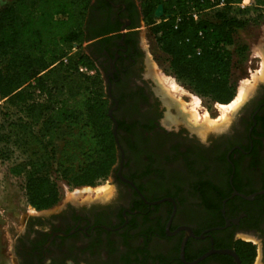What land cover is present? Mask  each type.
<instances>
[{
  "label": "flooded vegetation",
  "instance_id": "1",
  "mask_svg": "<svg viewBox=\"0 0 264 264\" xmlns=\"http://www.w3.org/2000/svg\"><path fill=\"white\" fill-rule=\"evenodd\" d=\"M90 4L87 35L100 36L84 51L116 123L110 193L33 208L11 232L15 264H242L241 243L264 264V72L229 126L201 140L155 80L140 0Z\"/></svg>",
  "mask_w": 264,
  "mask_h": 264
},
{
  "label": "trees",
  "instance_id": "2",
  "mask_svg": "<svg viewBox=\"0 0 264 264\" xmlns=\"http://www.w3.org/2000/svg\"><path fill=\"white\" fill-rule=\"evenodd\" d=\"M256 2L264 7V0ZM90 3L11 0L0 9V100L21 115L7 123L0 159L9 160L13 148L25 150V158L10 168V174L24 179L26 201L35 210L50 209L60 201L52 174L74 188L94 187L109 176L116 161L106 95L98 91L84 104L86 126L95 140L91 155L79 164L55 163L60 132L83 116L67 107L68 100L88 90L84 84L89 78L79 68L95 70L84 51L88 40L100 36L87 35ZM240 3L140 0L143 21L168 58L170 73L196 96L221 105L235 97L230 47L235 32L244 26L237 18ZM158 7L162 16L157 23L153 14ZM239 250L242 264H253L254 248L241 243Z\"/></svg>",
  "mask_w": 264,
  "mask_h": 264
},
{
  "label": "rangeland",
  "instance_id": "3",
  "mask_svg": "<svg viewBox=\"0 0 264 264\" xmlns=\"http://www.w3.org/2000/svg\"><path fill=\"white\" fill-rule=\"evenodd\" d=\"M10 1L11 0H0V9ZM245 1L248 2L249 0ZM236 10L238 11L237 18L244 21V26L235 32L233 45L230 47L233 54L230 81L234 88V95L241 81H251L253 76L258 77V75H260L262 59L258 57L257 52L261 53L260 40L264 38V7L258 5L256 1H253L249 2L244 8L237 7ZM156 12L157 9L153 14V18L154 21L158 23L161 16ZM142 28L140 37L142 41L145 40L146 45L149 46L147 51L151 55L150 61L153 67L156 66L163 74L174 78L169 70L168 58L158 49L149 27L145 24ZM79 73L89 78L84 84L85 87H88V90L81 92L78 97L68 100L67 107L77 110L82 113L83 116H81L75 123L64 127L60 132L57 139V143L60 147L56 153L55 163L56 161H63L79 164L91 155L92 149L95 146V140L92 138L90 128L86 126V111L84 104L88 98H94L96 95L95 93L98 91L105 94V86L100 76L96 78L94 70L86 69L83 72L79 71ZM93 79H95V81ZM176 82L188 93L196 95L181 82H178L177 80ZM254 84L255 82H252L253 87ZM198 97L202 101L201 107L198 109L199 114L202 116L203 113H207L211 119L218 120L219 112L216 108L217 103L212 102L207 98ZM182 101L184 103L190 102V100L185 97H182ZM233 115L229 118L227 123L224 124L219 121L220 123L218 126L210 128H206L199 124L194 125L190 122L188 117L184 116L192 125L197 127V136L199 139L203 140L206 139L209 133L216 136L217 133L228 127ZM20 117L21 115H19L16 110L7 109L4 101L0 100V139L1 136L6 135L9 130L7 127L8 121H17ZM3 144L4 143L0 141V149ZM30 148L32 150V147ZM24 151L23 148H13L12 153L9 154V160L0 159V264H15L12 251L11 232L15 231L17 227L22 226L29 214L33 213V208L30 207L26 201L24 179L10 174V168L15 163L25 158L26 154ZM53 169H55V167H53ZM52 179L57 186L60 196V201L57 205H64L67 203H89V201H92L93 199L105 198L104 195L97 198L94 193H92L90 197L87 195H83L82 198L75 197L73 195L77 191L81 192L84 187H71L56 174H52ZM109 182L110 181L107 177L105 180L98 182L94 187L88 188L93 190L97 188L110 189ZM250 245L254 247L252 244Z\"/></svg>",
  "mask_w": 264,
  "mask_h": 264
},
{
  "label": "bare ground",
  "instance_id": "4",
  "mask_svg": "<svg viewBox=\"0 0 264 264\" xmlns=\"http://www.w3.org/2000/svg\"><path fill=\"white\" fill-rule=\"evenodd\" d=\"M257 55L259 57H262V54L260 52H257ZM263 72L264 59H262L260 74H263ZM154 77L163 92L178 105L180 111L185 114L186 117H188L192 124H199L206 128L218 126L220 123L219 121L224 124L227 123L229 118L237 111L240 105H242V103L251 93V90L253 88L252 82H256L258 79L257 76H253L251 81H241L237 87L235 97L229 104H216V108L219 112V118L218 120H214L211 119L207 113H203L202 116L199 114L198 109L201 107L202 101L198 96L188 93L176 82L173 77L163 74L156 66L154 67ZM182 97L188 98L190 102L184 103L182 101ZM92 193H94L96 197L99 198L102 195H108L110 193V189L97 188L93 190L91 188L84 187L81 192L77 191L73 196L82 198L83 195H87L88 197H90Z\"/></svg>",
  "mask_w": 264,
  "mask_h": 264
},
{
  "label": "water",
  "instance_id": "5",
  "mask_svg": "<svg viewBox=\"0 0 264 264\" xmlns=\"http://www.w3.org/2000/svg\"><path fill=\"white\" fill-rule=\"evenodd\" d=\"M156 13H159V14H160L159 16H162V10H161V7H158V8H157V12H156ZM106 94L108 95L109 92H107ZM111 112H112L111 110L108 111V117H109V118L112 120V122H113L114 127H113L112 134H113L114 139H115V141H116V143H117V139H116V123H115V121H114L113 118H112ZM183 246H184V243H183L182 246H181V253L183 252ZM218 253L228 254V255H231V256H233L234 258H236L235 254H234L233 252H231V251H221V252H218Z\"/></svg>",
  "mask_w": 264,
  "mask_h": 264
},
{
  "label": "built area",
  "instance_id": "6",
  "mask_svg": "<svg viewBox=\"0 0 264 264\" xmlns=\"http://www.w3.org/2000/svg\"><path fill=\"white\" fill-rule=\"evenodd\" d=\"M253 1H256V0H249L248 2H246L245 0H241V3L237 6V7H240V8H244L246 5L249 4V2H253ZM222 5V4H221ZM193 19L196 21L198 20V16L195 14L193 15ZM84 70L86 69H83V68H79V71L80 72H83Z\"/></svg>",
  "mask_w": 264,
  "mask_h": 264
}]
</instances>
